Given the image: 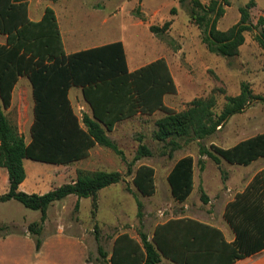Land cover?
Returning <instances> with one entry per match:
<instances>
[{
	"label": "trees",
	"instance_id": "16d2710c",
	"mask_svg": "<svg viewBox=\"0 0 264 264\" xmlns=\"http://www.w3.org/2000/svg\"><path fill=\"white\" fill-rule=\"evenodd\" d=\"M29 1L0 0V35L6 37L5 44L0 45V169L6 171L9 184L8 191L0 195V203L15 200L27 209L40 211V221L28 226L33 235H40L49 207L70 195L77 197L76 211L80 199H91L94 217L99 191L119 184L124 176L117 171L78 169L70 183L43 195L27 194L19 190L26 179L24 160L68 166L87 159L96 146L106 148L125 163L132 185L142 197L148 198L157 192L155 169L146 164L139 165L135 171L132 167L141 158L151 156V151L141 144L133 161L127 162L123 151L108 136L119 122L162 112L164 116L155 122L153 138L165 145L162 155L171 159L181 148V140L199 143L254 102H264V98L253 94L248 83L242 82L237 95L225 97L220 113L215 111L214 95L196 98L184 111H175L164 102L166 95L177 94L164 58L130 72L121 41L67 54L53 9L47 7L40 21H32L28 17ZM191 3L190 19L200 31L209 53L237 57L247 32H255L256 42L264 48V16L258 17L256 25L252 24L253 0L238 8L239 21L226 31H220L217 25L225 15V7L231 6V0H210L207 5L199 0ZM170 24L166 22L160 29L150 26L149 30L166 32ZM23 76L31 83L34 102L29 142L5 114L11 106L13 89ZM74 87L81 89L90 114L79 117L75 113L69 99V90ZM198 147L201 171L205 167L203 157L210 158L215 165L223 160L230 165L248 166L264 158V133L246 138L231 148L216 144L207 148L200 143ZM167 183L173 200L185 203L195 189L194 158L187 155L178 159L167 175ZM236 199H243L244 205L235 201L224 212L235 234L231 243L211 225L187 217L171 218L155 226L151 239L143 232L138 233L139 240L127 233L118 235L108 261L110 264H159L164 259L172 264H233L249 257L260 247L264 248V171ZM201 200L208 202L206 194H201ZM137 209L140 217L139 201ZM41 243L40 239L35 240L36 250ZM98 250L100 257L107 259L108 254L101 248Z\"/></svg>",
	"mask_w": 264,
	"mask_h": 264
},
{
	"label": "rangeland",
	"instance_id": "374dc122",
	"mask_svg": "<svg viewBox=\"0 0 264 264\" xmlns=\"http://www.w3.org/2000/svg\"><path fill=\"white\" fill-rule=\"evenodd\" d=\"M199 1L206 5L210 2ZM249 1L231 0V6L225 7V15L218 22V29L226 31L236 24L240 19L238 8ZM253 1L255 7L250 10V17L252 24L256 25L258 17L264 16V0ZM37 5L40 8L38 17L45 7H50L56 14L64 39L69 35L73 41L80 42L71 48L67 40L70 52L88 45L121 41L132 71L164 58L177 86V94L166 95L164 102L175 111H184L196 98L214 95L217 101L215 111L220 113L225 97L237 95L242 82L250 85L253 94L264 98V48L256 42L255 32L245 33V42L237 57L211 54L190 19L191 0H58L32 2L30 10ZM89 15L95 17L88 20ZM166 22H171L166 32H150V26L160 29ZM29 92L30 102H33ZM70 97L79 117L90 114V107L78 88L72 89ZM5 114L29 142L31 109L28 113L21 112L19 98H16ZM163 116L162 112L151 116L137 115L119 122L108 134L123 151L127 162L133 161L141 144L151 151V156L135 162L132 170L141 164L155 169L157 192L152 197H142L136 191L132 176L127 175L125 163L106 148L96 146L87 159L68 166L26 160L28 178H33L40 194L72 182L78 169L117 171L124 178L119 184L99 191L94 217L89 198L79 200L77 211L75 195L52 204L39 236L33 235L28 226L40 221V211L27 209L15 200L0 203V264H110L108 260L114 241L120 234L127 233L139 240L138 233L143 232L151 239L155 226L171 217L185 215L211 221L213 216H218L210 200L213 193L226 184L227 176L234 169L226 163L217 167L210 158L203 157L205 169L201 171L198 144L207 148L210 144L226 147L264 133V102H254L241 114L231 117L214 135L199 143L181 140V148L173 153L171 159L162 155L165 145L153 138L155 122ZM187 155L195 161V189L189 199L180 204L171 196L167 175L174 163ZM261 165H264V159L249 167H233L252 173ZM5 173L0 169V179ZM7 189V182L0 180V194ZM202 193L208 197L207 203L201 200ZM137 201L142 204L140 217ZM37 238L42 242L38 252L35 247ZM99 248L108 254L107 259L100 257ZM163 262L160 264H167Z\"/></svg>",
	"mask_w": 264,
	"mask_h": 264
},
{
	"label": "crops",
	"instance_id": "0c3cea01",
	"mask_svg": "<svg viewBox=\"0 0 264 264\" xmlns=\"http://www.w3.org/2000/svg\"><path fill=\"white\" fill-rule=\"evenodd\" d=\"M45 1L46 0H31V1H29V4H28V17H29L30 20H32V21H40L43 18V16H44L45 9L47 8V7H45V9L40 13V16L38 17V14H39V11H40L39 5L35 6L32 10H30V6H31L32 2L42 3V2H45ZM49 2H52V1H49ZM100 8H103V7H100ZM96 10L97 9H95L94 11H96ZM32 15L35 16L36 18H32L31 17ZM93 17H95V16L92 15V17H91V15H89V16H87V19L89 20L90 18H93ZM57 22H58V19H57ZM58 25H59V29H60V33H61V37H62V41H63L64 51L67 54L78 52V51H82V50H86V49H89V48L102 46V45H105V44H108V43H112V42H108V43H98V44H94V45H88V46H86V47H84L82 49H76V50L70 52V51L67 50V46H68L67 45V40H68L69 47H71V48H74L77 45V43H80V42L73 41L69 35H68L67 39L65 40L64 39V35H63V31H62V28H61L59 22H58ZM70 32L71 31H69V33ZM5 41H6V37L3 36V35H0V45L5 44ZM124 49H125V47H124ZM125 53H126V50H125ZM126 59H127V54H126ZM153 61H155V60H153ZM153 61H151V62H153ZM151 62H149V63H151ZM149 63H147V64H149ZM127 66H128V70L130 72H132V70H130V68H129L128 60H127ZM135 70H133V71H135ZM20 83L22 85H21V87L18 88V85ZM72 89L73 88H71L69 90V99H70L71 105H72V101H71L70 95H71ZM79 90L81 91V89H79ZM29 91H31V95H32V87H31V83L29 82L28 78L25 77V76L20 77L19 80L17 81L14 89H13V92H12L11 107L13 106L15 99L19 98L21 112L28 113L29 110L31 109L32 116H31V119L29 121V126H28V128L30 129L31 125L33 123L34 102H30V96H29L30 92ZM81 94H82V92H81ZM32 100H33V97H32ZM72 107H73V105H72ZM240 141H242V140H240ZM240 141H238V142H240ZM238 142H236V143H234L232 145H227L226 147H223V148H231V147L235 146ZM262 159H264V158H259L256 161L252 162L250 165L242 166V167H249V166L255 165L256 163H259ZM25 161L26 160L23 161V165H24V168H25V171H26ZM221 163H226V162L222 160ZM221 163L219 165H216V166L219 167L221 165ZM226 164L229 165V167H231L234 170H232L231 175L227 176L226 184L224 186L219 187L216 190V192L213 193L212 198L210 200V203H212L214 205V209H217L218 216H213L211 218L212 219L211 221L202 220L200 218H195V217H190V216L188 217V216H185V215H181V216H178V217H175V218L187 217V218H191V219L197 220V221H199L201 223L211 225V226L219 229L222 232L225 240L228 243H231V242H233L235 240V234H234L232 228L230 227V225L227 223V221L224 218V212H225L226 206L228 204H231V203L235 202V201L236 202L240 201V203H241V201L243 199H240V200L238 199L237 200L236 197L238 195L242 194L245 191V189L247 188L249 183H251V181L253 180V178L257 174H259L261 171H264V165L259 166L254 172L249 173V172H241V171L237 170V168L233 167V166H240V165H230L228 163H226ZM204 169H205V167H204ZM28 177H29V175H28V172L26 171V179L19 186V190L23 191V192H25L27 194H38V195L45 194V193H43V194L38 193L37 187H36V185L34 183L33 178L29 179ZM0 180L2 182H5V184L7 182V185H8V188H9V184H8V179H7V174L6 173H5L4 176L1 177ZM7 191H8V189L5 191V193ZM5 193H3V194H5ZM3 194H0V195H3ZM241 205H244V203L242 202ZM238 212H241V211H238ZM171 218H174V217H171ZM258 250L259 251H257L253 255H250L249 257H246L244 259L235 261L233 264H264V248L260 247ZM38 251L39 250H37V252ZM163 261H166L167 264H172L171 262H169L167 260H164V259L160 263H164ZM85 264H89V263H85Z\"/></svg>",
	"mask_w": 264,
	"mask_h": 264
}]
</instances>
